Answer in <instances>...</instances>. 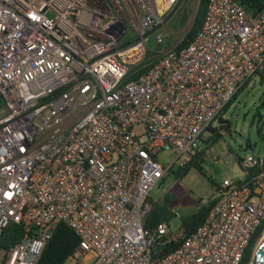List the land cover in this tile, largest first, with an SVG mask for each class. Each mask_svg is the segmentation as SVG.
I'll list each match as a JSON object with an SVG mask.
<instances>
[{
    "label": "built area",
    "instance_id": "obj_1",
    "mask_svg": "<svg viewBox=\"0 0 264 264\" xmlns=\"http://www.w3.org/2000/svg\"><path fill=\"white\" fill-rule=\"evenodd\" d=\"M176 2L0 0V236L22 227L0 264H36L58 223L77 236L75 263L88 253L92 264L240 263L264 222L262 157L238 161L189 236L145 219L153 186L190 162L239 87L264 72V0L256 15L209 0L187 46L130 78L145 32ZM160 152L174 157L163 165Z\"/></svg>",
    "mask_w": 264,
    "mask_h": 264
},
{
    "label": "rangeland",
    "instance_id": "obj_2",
    "mask_svg": "<svg viewBox=\"0 0 264 264\" xmlns=\"http://www.w3.org/2000/svg\"><path fill=\"white\" fill-rule=\"evenodd\" d=\"M197 4L198 0H177L163 16L162 24L152 31L145 32L146 57L161 56L181 40L191 26ZM157 34L163 36L161 43L156 42ZM136 36L134 31H129L122 43L128 45ZM256 112L261 115L262 121L258 123L255 120L253 125H250ZM6 114V108L0 101V118ZM223 118L230 120L231 128L227 132L221 130L222 137L219 142L205 152L201 164L205 177L195 169H190L180 178L169 174L151 189L149 198L157 201L166 197L169 200L168 209L180 216H171L162 221L169 225L174 234L179 231L182 218L195 213L213 197L215 189L208 179L219 184L226 178L237 177L241 174L238 159L247 155L257 158L264 155V80L260 82L259 76L252 78L249 86L239 95ZM258 127L261 129V136L257 134ZM173 157L172 152H160L158 160L166 165ZM258 243L259 241L254 247L250 264ZM92 262V255L88 253L76 263L67 260L66 264Z\"/></svg>",
    "mask_w": 264,
    "mask_h": 264
},
{
    "label": "trees",
    "instance_id": "obj_3",
    "mask_svg": "<svg viewBox=\"0 0 264 264\" xmlns=\"http://www.w3.org/2000/svg\"><path fill=\"white\" fill-rule=\"evenodd\" d=\"M239 5H241L248 13L251 15H256V13L262 8L261 0H235ZM209 0H198V4L196 10L193 15V20L190 28L181 38V40L175 44L173 49L178 51L185 46H187L195 37L197 32L200 30L204 14L207 8ZM146 57V56H145ZM160 56H151L146 57L144 62L137 66V72L133 73L130 78L136 77L141 73L145 72L152 64L157 60ZM255 76H259L260 82L264 80V72L256 73ZM252 78H249L246 82H244L236 93L232 96V98L226 103L221 112L216 117L217 125L210 128L211 135L204 141L202 149L197 152L193 158L190 160L188 164L184 167L173 168L170 170V174H172L175 178H180L185 175L190 169H195L201 175H204V171L202 169V162L205 152L213 147L215 144L219 142L222 137L223 130L224 132L229 131L231 128V123L229 119H224V114L230 109L233 103L238 99L239 95L249 86ZM260 123L262 121L261 115L256 112L255 117L250 122V125H253L254 121ZM257 134L261 136V129L257 128ZM240 159H238L239 161ZM262 160L264 162V155L262 156ZM264 167V165H263ZM262 167V168H263ZM261 168H255V170H260ZM209 182L214 186L216 190L218 184L212 182L208 179ZM147 201L151 204V211L147 215L145 219V227L151 228L161 223L163 220L168 219L171 216H176V213H172L167 205L169 200L166 197H163L161 200L153 201L148 197ZM215 203V199L212 197L205 204H203L195 213L192 215L182 218L180 223V229L177 233H183L185 237L189 236L193 233L204 221L208 212L212 208ZM264 230V222L260 224L254 234L250 237L247 247L245 248L242 260L239 264H249L254 247L258 241V239L262 235V231ZM22 235V227L20 225L11 224L9 225L0 236V247L2 248H10L15 245ZM182 243V239L177 237L176 240L166 247L163 248L164 252H170L175 250ZM78 246V239L76 234L65 224L58 223L51 237L47 240L41 256L36 264H66L69 257L73 254L75 249Z\"/></svg>",
    "mask_w": 264,
    "mask_h": 264
},
{
    "label": "water",
    "instance_id": "obj_4",
    "mask_svg": "<svg viewBox=\"0 0 264 264\" xmlns=\"http://www.w3.org/2000/svg\"><path fill=\"white\" fill-rule=\"evenodd\" d=\"M252 264H264V240L256 246Z\"/></svg>",
    "mask_w": 264,
    "mask_h": 264
},
{
    "label": "bare ground",
    "instance_id": "obj_5",
    "mask_svg": "<svg viewBox=\"0 0 264 264\" xmlns=\"http://www.w3.org/2000/svg\"><path fill=\"white\" fill-rule=\"evenodd\" d=\"M264 235V234H263ZM264 240V236L259 240V242L261 243Z\"/></svg>",
    "mask_w": 264,
    "mask_h": 264
}]
</instances>
